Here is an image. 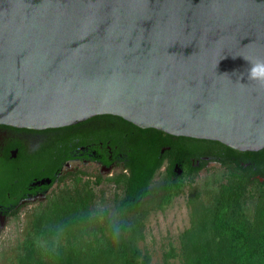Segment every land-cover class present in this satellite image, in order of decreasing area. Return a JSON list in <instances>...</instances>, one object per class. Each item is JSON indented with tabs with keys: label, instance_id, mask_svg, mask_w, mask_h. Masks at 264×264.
<instances>
[{
	"label": "water",
	"instance_id": "obj_1",
	"mask_svg": "<svg viewBox=\"0 0 264 264\" xmlns=\"http://www.w3.org/2000/svg\"><path fill=\"white\" fill-rule=\"evenodd\" d=\"M264 0H0V124L99 114L139 128L264 147ZM178 172V170H176Z\"/></svg>",
	"mask_w": 264,
	"mask_h": 264
},
{
	"label": "trees",
	"instance_id": "obj_2",
	"mask_svg": "<svg viewBox=\"0 0 264 264\" xmlns=\"http://www.w3.org/2000/svg\"><path fill=\"white\" fill-rule=\"evenodd\" d=\"M92 119L104 125L89 133L91 140L108 141V146L115 145L116 149L127 142L132 148L124 162L128 173L124 175V194L114 206L115 214L107 217L102 211L104 226L94 219L100 215L84 199L92 198L91 190L75 188L73 195L64 189L46 201L52 208L60 207L55 217L56 248L47 242L52 241L49 237L54 240V235L43 223L50 211L38 209L16 246L12 264H148L149 255L137 246L146 208H161L179 194L185 178L203 164L195 166L192 159L204 154L224 166L223 177L213 181L206 203L199 200L197 187L188 192L189 225L179 233L177 252L170 247L164 256H177L180 264H264V147L238 151L215 140L139 128L110 114L94 115L83 122ZM164 145L169 149L160 152ZM165 160L168 164L163 178L151 189L154 174ZM253 186L255 192L249 190ZM33 228L40 240L32 235ZM23 242L25 247H20ZM95 252L101 256L95 257Z\"/></svg>",
	"mask_w": 264,
	"mask_h": 264
},
{
	"label": "flooded vegetation",
	"instance_id": "obj_3",
	"mask_svg": "<svg viewBox=\"0 0 264 264\" xmlns=\"http://www.w3.org/2000/svg\"><path fill=\"white\" fill-rule=\"evenodd\" d=\"M83 121L67 125L65 129L64 126L28 129L0 124V226L7 221L11 211L20 210L28 201H35L31 209H43L47 206L48 199L64 191L51 193L49 190L59 180L63 167L69 166L70 163L94 164L99 171L105 172L112 167H119V172L123 173V176L119 177L118 174V178L113 180L122 181L120 196H123L124 175L128 173L124 162L128 160L132 150L131 145L126 142L120 144L119 149H116L115 145L112 149L108 146V141L91 140L89 133L104 124L99 119ZM168 149L169 146L164 145L160 148V152ZM192 160L195 166L203 162L200 168L209 162L219 164L217 160L211 159L206 154ZM166 163L165 160L162 164L163 170ZM177 170L179 173L180 170ZM74 180L76 179L71 182L73 195L75 188L85 187V185L78 186ZM259 180L262 181V178L259 177ZM85 189V192L91 190L90 187ZM82 194L84 197L88 196ZM92 199L93 192L92 198L87 201L88 206ZM42 200L45 202L40 206Z\"/></svg>",
	"mask_w": 264,
	"mask_h": 264
},
{
	"label": "rangeland",
	"instance_id": "obj_4",
	"mask_svg": "<svg viewBox=\"0 0 264 264\" xmlns=\"http://www.w3.org/2000/svg\"><path fill=\"white\" fill-rule=\"evenodd\" d=\"M119 170V167H112L111 170L105 172L99 171V168L94 164L83 165L70 163L69 166L63 167L59 180L49 191L55 193L60 190L68 189L71 192V182L74 178L76 179L74 181L77 182L78 186L85 185V187H90L93 192V199L91 200L89 207L92 210H96L97 214L100 215L99 217L96 216L97 219H94L100 220V224L104 225L106 219L102 221V211L105 210V216L107 217L114 215V203L117 198L121 197L122 181H115L118 178V174L119 177L121 175L123 176V173L119 172ZM224 170V166L209 162L204 167L194 172L191 176L185 178L183 190L175 195L168 204L163 205L161 208H154L151 206L146 208L147 211L142 220L143 235L141 239L137 240V246L142 251H146L149 255L148 264H164V262H167L168 264H180L177 256L165 257L164 253L168 252L170 247L173 248V252H177L179 233L189 225L190 208L186 198L188 192L193 186L197 187L199 200L206 203L209 199V194L214 187L213 181L221 179ZM162 178L163 165L158 168L157 172L154 174L151 189L157 187ZM74 186L76 187V185ZM249 190L255 192L256 187H249ZM46 197H48V195ZM84 199L87 203L88 198ZM59 201L60 199H58V202ZM34 202L35 201H28L20 210L11 211L7 221L0 226V264H12L15 260L14 254L16 252V246L21 241L33 212L38 210L31 209L33 204H35ZM44 202L45 200H42L40 206H43ZM45 209H48L50 212L47 213L48 215L45 217L46 219L43 220V223H46L47 231H52L51 234L52 236L54 235V240L49 237L48 239L52 241L47 240V242H49V245L53 242L54 249L58 242L56 238L58 222L55 217L57 216L60 207L52 208L51 205L48 204ZM36 228L40 229L38 227ZM32 235L40 240L38 237L39 235L34 228L32 230ZM20 247H25V243L23 242L20 244ZM52 252H56V250L48 253ZM34 253L36 256V250ZM50 255L52 256L53 254ZM95 255L94 256L97 258L101 256V254L99 255V252H95ZM46 256H48V254ZM32 257H34V254Z\"/></svg>",
	"mask_w": 264,
	"mask_h": 264
},
{
	"label": "clouds",
	"instance_id": "obj_5",
	"mask_svg": "<svg viewBox=\"0 0 264 264\" xmlns=\"http://www.w3.org/2000/svg\"><path fill=\"white\" fill-rule=\"evenodd\" d=\"M249 62V67L245 72L239 73L237 80L243 79L245 76L248 81H254L258 84L264 85V59L250 60L244 57Z\"/></svg>",
	"mask_w": 264,
	"mask_h": 264
}]
</instances>
